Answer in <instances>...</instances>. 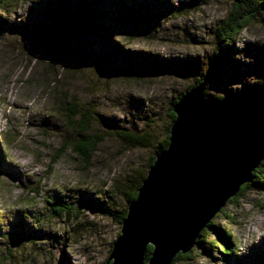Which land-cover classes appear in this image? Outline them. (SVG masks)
I'll list each match as a JSON object with an SVG mask.
<instances>
[{
	"label": "rangeland",
	"instance_id": "374dc122",
	"mask_svg": "<svg viewBox=\"0 0 264 264\" xmlns=\"http://www.w3.org/2000/svg\"><path fill=\"white\" fill-rule=\"evenodd\" d=\"M78 1L10 0L0 11V264L107 263L125 194L173 123L172 101L200 78L219 98L264 80V8L211 78L234 0H103L76 32ZM121 1L141 2V17L125 19ZM68 95L91 109L89 131L103 138L87 164L71 148L60 153L77 137ZM254 186L222 208L234 223L220 212L212 219L233 234L235 259L194 245V260L176 264H264V183ZM57 198L70 215H54ZM86 198L117 215L84 207Z\"/></svg>",
	"mask_w": 264,
	"mask_h": 264
},
{
	"label": "water",
	"instance_id": "95a60500",
	"mask_svg": "<svg viewBox=\"0 0 264 264\" xmlns=\"http://www.w3.org/2000/svg\"><path fill=\"white\" fill-rule=\"evenodd\" d=\"M172 110L169 145L129 204L107 264H144L149 245L147 264H172L264 160V80L221 98L196 85Z\"/></svg>",
	"mask_w": 264,
	"mask_h": 264
},
{
	"label": "trees",
	"instance_id": "16d2710c",
	"mask_svg": "<svg viewBox=\"0 0 264 264\" xmlns=\"http://www.w3.org/2000/svg\"><path fill=\"white\" fill-rule=\"evenodd\" d=\"M8 1L10 0H0V11L8 3ZM102 1L103 0H94L88 2V0H79L77 2L76 12L78 16L77 17L78 21L73 27V29L76 32H83L87 29L88 22L93 18V15L96 14L94 10L97 8L98 5H100V3H102ZM248 2H251V5L253 7H250ZM120 3H121L120 6H117L115 9L119 13H121L125 19L134 22L138 20L139 17H141V11H139L141 10V2L131 3L128 6L123 1H121ZM234 5L236 6L235 11L231 13L227 21L223 22L222 29L225 33V36L222 38L221 41L218 40L217 52L215 53V56L211 58V60L209 61V69L207 75L208 77L212 78L213 75L216 74V72H218V70L221 69L223 65L227 62L226 56L228 55L229 45L234 41L235 37L239 35L248 26L250 21L264 8V0H241L239 3H235ZM117 50L121 52L123 51L118 46H117ZM124 54L126 57H128V59L130 58L127 52H125ZM206 81H207L206 79L200 78L195 82L194 85H191L187 89H190L196 85H201L204 87L205 96L210 97L208 93V88H207L208 85ZM245 86H248V84H245ZM182 95L183 94H181L179 97L175 98L172 101V106L180 99ZM66 100L67 101L69 100L67 104L68 103L70 104V109L68 108L66 110L67 111L65 115L66 121L69 126H72L73 124H77V131H76L77 137L76 139L73 138L70 141H66L63 145V148L60 150V153L67 148H71L74 154L77 155L79 158H81L84 164H87L92 159L97 145L101 142L103 138L95 137L89 131V128L92 124L91 109L80 107L75 97H70L68 95ZM170 115L172 117V122H174L176 118L174 112L171 111ZM169 130L170 128L167 129V135L165 139L160 143L156 154L165 150L168 147L169 137H170ZM129 138L130 140H132V142L135 143L137 142L136 145H140V146L142 145L141 144L142 141L140 138L133 137L132 135ZM155 157L156 156L152 157L149 163L150 167L153 165ZM141 183L136 186L135 190H133L132 193L127 195L125 194L128 206L133 200L136 199L138 194L137 191L138 188L141 186ZM260 183H264V160L260 163L259 167L254 171L252 181L241 186L240 191L237 194L239 200L245 195L248 189H250L251 187L253 188L255 187L254 184H260ZM87 199L88 198L81 200L84 207L87 206L88 208H94L97 210L98 213H101L103 215H110V216L117 215L110 208L92 203ZM56 200L58 201L59 204H57L56 206L57 208L53 210L54 215L61 216L62 213H65L66 215H70L71 210L62 203L63 200L60 198L59 199L57 198ZM233 203H238V201H236L234 197L228 199L226 202V204H233ZM219 212L223 213L224 218L229 223H234L233 216H231L229 213L223 212L222 209ZM126 214H127V210H124L119 216L118 221L120 224H122V221L126 217ZM2 223H3V217L0 214V226H2ZM211 236L213 237L212 240L210 239ZM195 245L202 250L210 249V250L218 251L225 258H231L229 260L235 259V257L238 255L237 242L233 234H231L226 228L216 226L213 220H211L208 226L201 231L199 237L196 239ZM152 250L153 247L149 245L145 255L144 264H147V262L149 261ZM197 253H198L197 250H195L193 246V248L188 253L178 254L175 257L172 264H176L178 262L187 263L188 261H193L194 256L197 255Z\"/></svg>",
	"mask_w": 264,
	"mask_h": 264
}]
</instances>
